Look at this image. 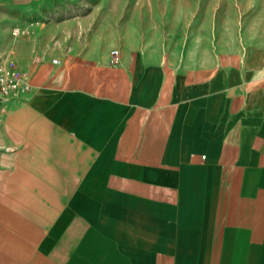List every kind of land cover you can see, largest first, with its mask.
Masks as SVG:
<instances>
[{
    "label": "crops",
    "instance_id": "0c3cea01",
    "mask_svg": "<svg viewBox=\"0 0 264 264\" xmlns=\"http://www.w3.org/2000/svg\"><path fill=\"white\" fill-rule=\"evenodd\" d=\"M72 1L0 0L34 86L0 100V264H264V43L148 46Z\"/></svg>",
    "mask_w": 264,
    "mask_h": 264
},
{
    "label": "rangeland",
    "instance_id": "374dc122",
    "mask_svg": "<svg viewBox=\"0 0 264 264\" xmlns=\"http://www.w3.org/2000/svg\"><path fill=\"white\" fill-rule=\"evenodd\" d=\"M92 24L163 48L208 50L213 57L264 43V0H73ZM75 9V7H74Z\"/></svg>",
    "mask_w": 264,
    "mask_h": 264
},
{
    "label": "built area",
    "instance_id": "2783aa9c",
    "mask_svg": "<svg viewBox=\"0 0 264 264\" xmlns=\"http://www.w3.org/2000/svg\"><path fill=\"white\" fill-rule=\"evenodd\" d=\"M15 32L17 34H29L32 29H16ZM12 66L14 63L11 61L8 67H0V100L10 99L34 90L30 77Z\"/></svg>",
    "mask_w": 264,
    "mask_h": 264
}]
</instances>
